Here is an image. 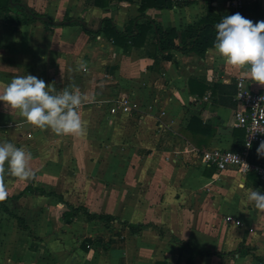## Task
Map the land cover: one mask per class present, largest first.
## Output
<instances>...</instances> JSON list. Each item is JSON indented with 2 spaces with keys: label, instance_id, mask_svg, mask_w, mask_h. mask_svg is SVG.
<instances>
[{
  "label": "crops",
  "instance_id": "1",
  "mask_svg": "<svg viewBox=\"0 0 264 264\" xmlns=\"http://www.w3.org/2000/svg\"><path fill=\"white\" fill-rule=\"evenodd\" d=\"M142 1L10 0L25 10L0 9V90L30 73L92 97L80 109L83 135L36 127L0 101V142L31 151L35 173L4 177L0 264H264V210L246 198L248 189L264 193L258 175L202 159L208 149L240 148L237 83L261 84L213 47L159 60L154 45L155 25L181 33L209 4L221 18L234 11L228 0ZM245 3L243 16L264 20V0ZM105 18L122 32L152 24L126 47L98 32ZM122 98L131 110L112 113Z\"/></svg>",
  "mask_w": 264,
  "mask_h": 264
},
{
  "label": "clouds",
  "instance_id": "2",
  "mask_svg": "<svg viewBox=\"0 0 264 264\" xmlns=\"http://www.w3.org/2000/svg\"><path fill=\"white\" fill-rule=\"evenodd\" d=\"M216 29L213 48L227 65L242 69L241 75L264 84V20L253 22L241 13L225 15L214 25ZM92 97L78 86H66L57 91L53 83L27 73L14 76L2 90L0 101L17 109L19 114L39 128H50L61 135H83L86 120L81 106ZM264 155V141L257 148ZM31 151L11 141L0 142V200L8 196L4 177L20 179L32 177ZM238 187L245 188L241 182ZM246 198L257 209L264 210V193L259 189H248Z\"/></svg>",
  "mask_w": 264,
  "mask_h": 264
},
{
  "label": "built area",
  "instance_id": "3",
  "mask_svg": "<svg viewBox=\"0 0 264 264\" xmlns=\"http://www.w3.org/2000/svg\"><path fill=\"white\" fill-rule=\"evenodd\" d=\"M173 2L190 1V0H172ZM234 13L242 14L245 9V0H228ZM234 100L237 104L235 110V118L237 126L243 127L246 130L245 139L239 149H224L212 148L203 151V163L212 166L216 171L226 169H236L242 175L254 172L258 175L264 186V155L257 153V160H252V150L254 146L259 147L261 141H264V84H261L260 89L249 87L244 79H240L237 83V91L234 95ZM119 108L124 111L131 110V106L126 98H122L116 102L111 108L112 113H115ZM227 221H232L236 225H241L242 221L234 219L228 215ZM250 232H255L256 229L251 227ZM264 231V222L261 226Z\"/></svg>",
  "mask_w": 264,
  "mask_h": 264
},
{
  "label": "trees",
  "instance_id": "4",
  "mask_svg": "<svg viewBox=\"0 0 264 264\" xmlns=\"http://www.w3.org/2000/svg\"><path fill=\"white\" fill-rule=\"evenodd\" d=\"M146 0L142 1L144 4ZM171 0H162L156 3V6L160 8L171 6ZM186 4H190L193 0L183 1ZM176 4H182V2H174ZM208 12L205 17H203L198 23L195 25L188 26L181 33L174 27L164 28L161 25H155V47H157L159 51V55H157V59L161 60H175V57L172 54V50H183V51H196L200 54H204L206 50L210 47H213V41L216 35V29L214 27L215 23L221 20V17L215 12L213 6L209 4ZM257 8H259L264 13V8L257 4ZM0 9L6 12H19V9L25 10V7L17 4L13 6L10 0H0ZM30 19H33V15H29ZM151 22L146 26L137 25V30H134L132 24L127 26V29L122 32L118 30L114 22L105 18L103 20V26L98 32L104 31L107 36L114 40L117 44H122L123 46L128 47L129 44L143 42L144 38L148 30L151 28ZM181 37L183 41H185V45H179L177 40ZM139 42V44H140ZM194 82V80H192ZM235 101V100H234ZM252 160H257V146H254L252 150ZM27 188H31L30 185ZM26 188V189H27ZM90 217H98L109 219L110 216L107 215H97V214H88Z\"/></svg>",
  "mask_w": 264,
  "mask_h": 264
}]
</instances>
